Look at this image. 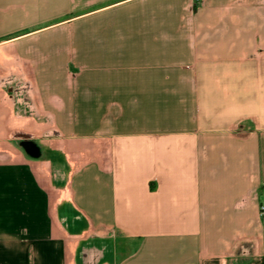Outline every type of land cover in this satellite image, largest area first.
I'll list each match as a JSON object with an SVG mask.
<instances>
[{
  "label": "crops",
  "instance_id": "obj_1",
  "mask_svg": "<svg viewBox=\"0 0 264 264\" xmlns=\"http://www.w3.org/2000/svg\"><path fill=\"white\" fill-rule=\"evenodd\" d=\"M264 0H0V264H264Z\"/></svg>",
  "mask_w": 264,
  "mask_h": 264
},
{
  "label": "built area",
  "instance_id": "obj_2",
  "mask_svg": "<svg viewBox=\"0 0 264 264\" xmlns=\"http://www.w3.org/2000/svg\"><path fill=\"white\" fill-rule=\"evenodd\" d=\"M260 209H261V211L263 212V210H264V206H263V205H261Z\"/></svg>",
  "mask_w": 264,
  "mask_h": 264
}]
</instances>
